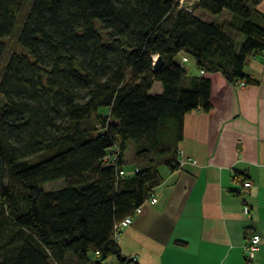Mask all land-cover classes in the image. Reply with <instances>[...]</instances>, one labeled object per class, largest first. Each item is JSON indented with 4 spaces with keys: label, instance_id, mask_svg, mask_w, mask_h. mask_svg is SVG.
<instances>
[{
    "label": "trees",
    "instance_id": "16d2710c",
    "mask_svg": "<svg viewBox=\"0 0 264 264\" xmlns=\"http://www.w3.org/2000/svg\"><path fill=\"white\" fill-rule=\"evenodd\" d=\"M193 1L0 0V264H136L114 225L145 205L158 168L179 169L184 115L211 108L210 80L177 58L246 84L247 59L264 53L254 2ZM11 35L23 52L6 56Z\"/></svg>",
    "mask_w": 264,
    "mask_h": 264
},
{
    "label": "crops",
    "instance_id": "0c3cea01",
    "mask_svg": "<svg viewBox=\"0 0 264 264\" xmlns=\"http://www.w3.org/2000/svg\"><path fill=\"white\" fill-rule=\"evenodd\" d=\"M247 1L264 16V0ZM187 73L210 80L211 108L184 115L179 169L158 168L157 203L143 205L132 217L118 247L136 264H246L244 242L257 234L261 242L251 264H264V53L247 59L244 73L253 82L244 87L218 72L201 73L194 63ZM154 92H161L159 83ZM122 162L127 163L124 155ZM123 170L129 176L133 165L130 172ZM236 174L250 188L243 189ZM104 264L120 263L112 257Z\"/></svg>",
    "mask_w": 264,
    "mask_h": 264
},
{
    "label": "built area",
    "instance_id": "2783aa9c",
    "mask_svg": "<svg viewBox=\"0 0 264 264\" xmlns=\"http://www.w3.org/2000/svg\"><path fill=\"white\" fill-rule=\"evenodd\" d=\"M190 63H192V61L187 56H183V55L180 56L179 65L181 68H183L187 71ZM237 86L238 87H244L245 82L243 80L238 81ZM119 174L122 175L123 173L119 172ZM250 186H251V183L249 181H244L242 183L243 189H248V188H250ZM156 203H157V197L154 195V192H152L150 197L147 200H145V202H144V204H149V205H155ZM139 212H140V207L135 209V211L133 212L132 215L125 217L123 220H121L120 222H118L114 225L113 236L116 240H118L120 238L124 229L130 225L132 216L134 214L139 213ZM249 212H250V210L248 207H243L242 213L244 215H249ZM260 242H261V238L257 234H253L245 240L244 245H243V251H244V260H245L246 264H251V262L254 258L255 252L257 251V249L259 247Z\"/></svg>",
    "mask_w": 264,
    "mask_h": 264
},
{
    "label": "rangeland",
    "instance_id": "374dc122",
    "mask_svg": "<svg viewBox=\"0 0 264 264\" xmlns=\"http://www.w3.org/2000/svg\"><path fill=\"white\" fill-rule=\"evenodd\" d=\"M178 1L180 2L179 3L180 5H182L183 7H187V8H190L191 5L194 6V3H195V1H193V0H178ZM196 13H201V12L198 11ZM21 15H23V12H22ZM221 19L225 20V17L222 16ZM95 28H96V31L102 37H105V31L100 26L99 21H97V23H95ZM14 30H15V32H17L18 31V27H15ZM4 43L6 45V56L10 52H16V53H22L23 52L22 49L19 47V45L16 43L14 35H11L10 37L4 39ZM189 67H190V65H189ZM0 99H1V97H0ZM106 112H107V110L103 108V109H100L97 114H105ZM95 115L96 114H93L92 117H94ZM124 157H125V161L127 162V163L124 164L125 169L130 172V170H132V163H130V161L133 158V145L131 143H129V145H128L126 151H125ZM52 185H56V182L53 183V184L52 183L51 184H46L44 186L45 190H49V188Z\"/></svg>",
    "mask_w": 264,
    "mask_h": 264
},
{
    "label": "water",
    "instance_id": "95a60500",
    "mask_svg": "<svg viewBox=\"0 0 264 264\" xmlns=\"http://www.w3.org/2000/svg\"><path fill=\"white\" fill-rule=\"evenodd\" d=\"M163 61L161 57H155L154 58V64H153V71H157L160 66L162 65Z\"/></svg>",
    "mask_w": 264,
    "mask_h": 264
}]
</instances>
